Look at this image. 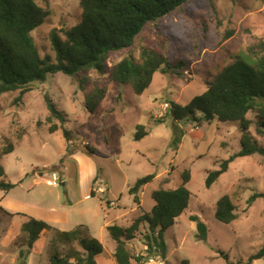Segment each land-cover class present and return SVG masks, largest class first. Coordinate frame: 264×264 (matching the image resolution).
I'll return each mask as SVG.
<instances>
[{
	"label": "rangeland",
	"instance_id": "1",
	"mask_svg": "<svg viewBox=\"0 0 264 264\" xmlns=\"http://www.w3.org/2000/svg\"><path fill=\"white\" fill-rule=\"evenodd\" d=\"M37 3L48 15L31 36L40 57L55 62L50 34L55 31L64 39L62 33L79 23L82 11L78 0ZM227 32L232 36L223 40ZM159 39L171 66L182 61L183 68L156 73L139 95L130 85L110 81L113 65L129 55L138 61L143 49L158 50ZM258 41H264V0H190L146 25L132 47L108 58L104 73H56L33 83L19 101V91L1 95L0 181L11 187L0 189V207L12 217L0 216V264H49L55 252L67 257L82 252L76 242L66 244L73 241L70 236L71 241H59L57 231L88 234L103 246L94 264H116L115 243L105 228L130 226L153 208L152 192L178 187L184 170L190 172V199L164 234L167 264H246L264 241V201L247 203L253 193L264 192V158H236L207 189L208 172L241 149L238 123L211 120L197 126L190 120L174 121L170 110L158 115L166 102L183 106L203 93L230 57ZM95 87H105L107 93L90 115L84 95ZM44 95L61 112L63 124L47 120ZM247 118L252 121L250 133L264 148L254 115L248 113ZM54 125L57 129L51 131ZM137 126H143L145 134L135 139ZM9 147L11 152L4 154ZM148 175L154 178L139 190L137 205L129 188ZM91 191L94 196H89ZM223 195L236 208L237 219L229 225L214 217L215 203ZM191 217L206 225L204 242L197 240V221ZM28 218L52 228L32 248L25 246L21 232ZM147 233L142 224L134 238L125 241L131 256L143 248ZM249 264H264V257Z\"/></svg>",
	"mask_w": 264,
	"mask_h": 264
},
{
	"label": "trees",
	"instance_id": "2",
	"mask_svg": "<svg viewBox=\"0 0 264 264\" xmlns=\"http://www.w3.org/2000/svg\"><path fill=\"white\" fill-rule=\"evenodd\" d=\"M38 1L42 0H0V96L19 91L16 99L19 101L23 94L30 91L33 83L44 82L48 76L56 73L68 77L90 70L104 73L108 58L118 51L132 47L136 36L146 25L169 15L190 0H78L82 11L79 23L62 33L64 39L55 31L50 34V42L56 55L55 62L48 57H40L31 36V32L40 27L48 15L38 5ZM231 36L232 32H227L223 40ZM159 40L161 44L158 50L143 49L138 61L129 55L113 65L109 73L110 81L130 85L134 93L139 95L150 86L156 73L167 74L183 68L182 61L171 66L162 39ZM106 93L105 87H95L84 95V106L90 115L96 112ZM44 101L49 112L47 120L56 119L63 124L61 112L47 95H44ZM169 110L171 117L177 122L190 120L201 126L202 123L217 120L236 122L239 125L241 149L222 160L216 170L208 172L204 180L205 188H210L236 158L252 155L264 158V148L258 145L250 133L252 121L247 118V114L252 113L256 132L264 135V41L252 43L244 52L230 57L228 64L214 75L203 93L183 106L171 103ZM172 126L177 132H181L178 125ZM137 128L139 132L135 139L145 134L143 126ZM56 129L55 125L50 127L51 131ZM63 136L68 138L67 131H63ZM182 136L183 133L178 135L175 149ZM9 149L10 147L5 148L4 154L11 152ZM3 175L4 169L0 166V178ZM153 178L154 175L145 176L129 188L128 192L134 196V203L138 205L139 190ZM189 181L190 172L184 170L178 187L152 192L153 208L135 218L130 226L106 227L115 243L113 256L116 264H132V256L125 241L133 239L142 224L148 229V233L145 236L143 234L146 243L150 248L155 245L160 256L165 259L164 234L188 207ZM10 187L11 185L0 181V189L7 190ZM89 196H94V192L91 191ZM259 198L264 201V192L253 193L247 200L248 205ZM0 216L12 217L2 207ZM214 217L224 225L237 219L235 205L228 195H223L216 201ZM191 220L197 221V240L204 242L207 238L206 225L198 221L197 217H191ZM49 230H52L51 226L44 221L28 218L21 226L25 246L32 248L39 237ZM77 233L78 231H57L56 236L60 238L59 241L73 240L66 244L76 242L82 252L77 251L74 257L61 256L55 252L51 255L49 264H94L93 258L103 252L102 244L88 234L79 236ZM69 236L71 240L68 239ZM72 257L74 261H71ZM263 257L264 241L246 264Z\"/></svg>",
	"mask_w": 264,
	"mask_h": 264
},
{
	"label": "built area",
	"instance_id": "3",
	"mask_svg": "<svg viewBox=\"0 0 264 264\" xmlns=\"http://www.w3.org/2000/svg\"><path fill=\"white\" fill-rule=\"evenodd\" d=\"M169 109H171V105L169 103H164L161 105L162 112L159 113L158 117H162L165 112H167ZM53 186H55V183H51ZM143 248L139 249V251H136L135 255L131 258L132 264H167L166 260L160 256L158 248L153 245L152 248L149 247V245L144 242V245H142Z\"/></svg>",
	"mask_w": 264,
	"mask_h": 264
},
{
	"label": "crops",
	"instance_id": "4",
	"mask_svg": "<svg viewBox=\"0 0 264 264\" xmlns=\"http://www.w3.org/2000/svg\"><path fill=\"white\" fill-rule=\"evenodd\" d=\"M106 229V228H105Z\"/></svg>",
	"mask_w": 264,
	"mask_h": 264
}]
</instances>
